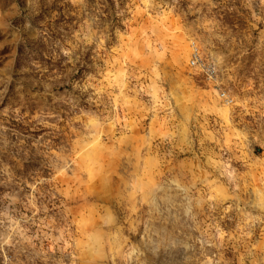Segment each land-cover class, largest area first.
Segmentation results:
<instances>
[{"label": "rangeland", "instance_id": "374dc122", "mask_svg": "<svg viewBox=\"0 0 264 264\" xmlns=\"http://www.w3.org/2000/svg\"><path fill=\"white\" fill-rule=\"evenodd\" d=\"M0 264H264V0H0Z\"/></svg>", "mask_w": 264, "mask_h": 264}, {"label": "built area", "instance_id": "2783aa9c", "mask_svg": "<svg viewBox=\"0 0 264 264\" xmlns=\"http://www.w3.org/2000/svg\"><path fill=\"white\" fill-rule=\"evenodd\" d=\"M188 67L189 69L198 71L208 79H212L215 75V68L201 60L195 47L192 48V52L188 61ZM220 99L227 105L232 103L231 100H229V98L223 93L220 94Z\"/></svg>", "mask_w": 264, "mask_h": 264}]
</instances>
